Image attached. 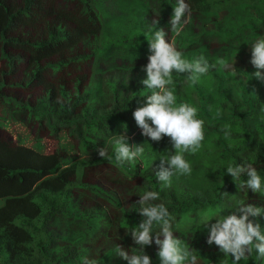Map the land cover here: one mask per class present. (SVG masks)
I'll list each match as a JSON object with an SVG mask.
<instances>
[{
  "label": "trees",
  "instance_id": "16d2710c",
  "mask_svg": "<svg viewBox=\"0 0 264 264\" xmlns=\"http://www.w3.org/2000/svg\"><path fill=\"white\" fill-rule=\"evenodd\" d=\"M105 1L0 0V61L10 75L21 76V82L11 85L42 89L38 108L33 110L46 117L62 141L83 149L79 164L119 166L114 135L141 130L133 111L139 106L137 100L144 102L151 91L140 83L146 79L141 49L147 50L152 33L163 28L186 59L203 56L216 65L195 84L187 74H173L177 103L198 108L197 118L205 122V140L194 155L191 175L173 176L171 187L162 189L155 175L166 152L154 145L144 162L136 159L123 166L139 182L132 186L127 178L126 188L109 191L104 185L79 181L78 162L72 158L78 148L73 143L66 153L46 154L43 148L22 145L21 140L0 138V200L4 201L0 264H82L84 257L96 264H127L116 248L120 244L133 253L126 232L142 219L137 212L139 194H130L135 187L142 193L160 192L158 203H164L174 217L176 236L193 249L198 264H219L222 254L207 243V231L201 228L204 218L233 211L240 201L264 206V196L238 188L240 181L226 173L229 164L251 163L264 179V80L255 79L251 73L257 69L244 60L248 53L251 60L250 44L264 38V0H185L191 18L180 35L170 30L167 17H159L158 25L145 28L138 37V48L126 34L124 16L116 19V9L106 8ZM236 2L243 4L245 16L237 17L230 10ZM249 3H255L253 9ZM139 6L140 16H148L147 6ZM240 57L233 70L231 65ZM110 70L118 78L111 79ZM5 86L0 78V97ZM224 130L230 136L225 137ZM128 140L130 145L142 144L147 152L143 138ZM101 147L113 157L111 161L98 155ZM191 186L195 193L187 190ZM129 194L135 199L131 205L123 202L129 217L115 220L119 227L115 230L122 235H111V221L104 219L113 220L115 212H108V207L117 201L115 196ZM259 222L264 227V217ZM241 264H264V260L254 254Z\"/></svg>",
  "mask_w": 264,
  "mask_h": 264
},
{
  "label": "clouds",
  "instance_id": "9594fccd",
  "mask_svg": "<svg viewBox=\"0 0 264 264\" xmlns=\"http://www.w3.org/2000/svg\"><path fill=\"white\" fill-rule=\"evenodd\" d=\"M190 18V6L185 0H177L169 19L170 30L177 36L180 35ZM153 24L158 25L159 20H154ZM167 36L168 33L163 28H156L148 40L150 55L148 63L142 69L146 72V79L140 83L142 88L151 91L144 97V102L137 100L139 106L133 111L134 120L141 129L140 135L156 143L165 137L170 141L171 148L159 159L158 170L155 172L162 189L171 187L174 175L191 174L192 167L185 158V153H196L205 139V122L197 118L198 108L185 102L177 103L173 74H187V80L195 84L216 66L203 56L194 61L186 59L175 42L169 41ZM250 48V63L257 69L251 74L257 80H264V38L253 41ZM219 63L225 68L230 67L223 60ZM231 67L236 69L235 62ZM224 134L225 137L230 136L228 130H224ZM137 137L136 134L129 139L136 141ZM113 143L115 162L121 167L143 156L142 144L134 142L130 145L126 134L114 135ZM97 151L101 158L109 161L113 159L105 148H98ZM226 173L235 182L240 181L236 184L238 188L264 196V179L251 163L229 164ZM242 177L246 179L241 180ZM160 198V192L153 190H145L139 195L136 201L139 205L137 212L142 219L126 235H131L140 251L130 253L118 244L116 254L127 264H152V258L145 253V248L154 243L158 249L159 264H198V257L193 249L175 235L174 217L166 205L162 202L154 203ZM261 217H264V206L240 201L233 211L218 212L204 218L201 228L207 231V243L217 246L222 254L219 264H229V258L231 264H241L254 254L256 259L264 260V227L259 222ZM155 226H159L158 232L154 231ZM82 264H96V261L84 257Z\"/></svg>",
  "mask_w": 264,
  "mask_h": 264
},
{
  "label": "rangeland",
  "instance_id": "374dc122",
  "mask_svg": "<svg viewBox=\"0 0 264 264\" xmlns=\"http://www.w3.org/2000/svg\"><path fill=\"white\" fill-rule=\"evenodd\" d=\"M140 1L144 0H106L105 7L112 9L115 8L117 12V17L121 18L124 16L128 25H126V34L133 37L136 41L134 47L138 48L137 42L139 41L138 37L145 32V28L149 26H154L153 21L157 20L159 17L165 18L169 20L173 11V7L168 5L167 0H146V3H140ZM174 5H176L177 0H172ZM139 5H146L144 9H147V15L141 17V12L143 11ZM173 5V6H174ZM250 8H254L255 3H249ZM243 4L240 2L233 3L230 7V10L234 12L235 16L242 17L245 16V13L242 11ZM104 10V9H103ZM102 15V14H101ZM104 21V15H102ZM135 21L134 19H137ZM146 21V25L142 24V21ZM131 24V25H129ZM157 29H159L157 27ZM135 48V49H136ZM150 55L149 48L141 49L140 56L144 57V64L148 63V56ZM244 60H248L250 62V53H248V57H244ZM242 61V57L236 59L235 64ZM234 64V63H233ZM88 67V63L86 64ZM124 64H120L119 67H123ZM105 76V75H104ZM109 77L111 79L118 78L117 75H114L113 70H110ZM0 78L4 79L6 82V86L2 90V94L0 97V138L6 139L12 142H18L21 140L23 142L22 145L31 147L38 151H42V148L46 154H51L56 151H61L66 153V150L70 149L72 146L67 142L62 141L64 139L59 135H55L53 130L48 126V122L46 117H42L39 112L33 110L36 104L39 102V98L42 93V89L39 87L33 86H15L11 85L12 83L21 82V76L19 75H10L8 69L6 68V63L4 61H0ZM13 99V100H12ZM36 108H38L36 106ZM136 132V133H135ZM135 132L125 133L128 138H134L137 134L139 137H142L146 142V146L148 148L147 152L143 153V156L137 158L138 161L144 162V155L149 154L152 150L153 146H160L167 152V149L171 148L170 141L167 137H165L161 142L156 143L152 142L149 138H145V136L140 135L141 130H137ZM135 141V139H131ZM205 140V139H204ZM130 141L128 140V143ZM204 142V141H203ZM161 144V145H160ZM42 145V146H41ZM75 145V144H74ZM137 145H139L137 143ZM76 146V145H75ZM78 148V145L76 146ZM198 152V151H197ZM196 152V153H197ZM194 153L189 158L187 157L188 153H185V158L190 162L191 167L193 166ZM85 156V152L83 149L78 148L77 152H75L73 159L78 162V178L81 183H85L88 185H104L105 190L113 191L116 188H126L127 181L126 179H131L130 183L132 186L136 185L139 182V178L133 177V174H128L125 169L121 166H113V165H84L79 164L82 162ZM130 164V163H127ZM191 175V174H190ZM174 176H187V175H174ZM192 182H195L193 180ZM173 184V183H172ZM188 191L195 193L193 186L187 189ZM131 195H141L139 187H135L134 190L131 191ZM129 195H124L117 198V201L112 203L108 207V212L113 210L115 212V216L113 220L111 217L105 218L104 221L110 224V233L111 235H122L117 232L115 229L119 228L115 225V220L117 218H123L125 221L129 217V209H125L123 207V202L127 205H131L135 202V199ZM3 200H0V206L3 204ZM158 203V201H155ZM154 231H159V226L154 227ZM175 235L177 234V230L173 228ZM129 237L126 238V241H129L131 235L128 234ZM132 239V238H131ZM133 253H138L140 249L134 244L133 240ZM157 246L153 243L152 246H146L145 253L148 254L152 258V264H159V260L155 259L157 256ZM131 253V252H130ZM158 257V256H157ZM34 260H38L37 257H33Z\"/></svg>",
  "mask_w": 264,
  "mask_h": 264
}]
</instances>
